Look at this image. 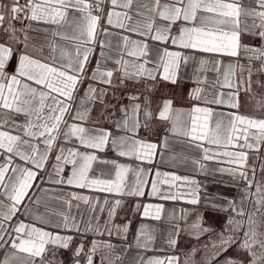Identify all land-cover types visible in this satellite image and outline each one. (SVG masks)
Masks as SVG:
<instances>
[{"label":"snow or ice","instance_id":"6c2138e0","mask_svg":"<svg viewBox=\"0 0 264 264\" xmlns=\"http://www.w3.org/2000/svg\"><path fill=\"white\" fill-rule=\"evenodd\" d=\"M110 28L134 33L142 39L122 35V43L117 46L119 55L110 56L105 52L112 47L107 39L113 35ZM37 31L74 41L73 51L51 43L53 55L49 63L42 48L33 43L31 33ZM246 38L259 40V46L245 43ZM97 44L101 59L89 77L87 65ZM125 55L130 59H125ZM224 56L232 58L226 66L220 59ZM108 60L116 67H107ZM193 61V82L197 87L189 93V99L237 111L218 113L199 104L185 111L173 108V101L165 99L157 107L155 118L170 123L171 133L187 137L202 150L204 160L228 158L221 162L234 167L218 171L244 181L241 204L259 195L255 211L247 212L237 207L235 201H229L226 209L209 201L206 207L233 213L223 231L205 226L204 214L198 208L182 210L179 219L184 221V227L174 225L167 244L174 249L181 233L196 240L199 246L185 254L183 264H244L224 255L234 246L247 254V264H264V220L257 219V213L264 217V185L255 181V167L251 169V178L246 170L249 152L259 153L264 146V118L241 115L238 111L241 93L256 96L253 75L264 76V0H0V249L14 250L5 251L0 264H65L61 259L65 251L71 254L70 264H94L98 250H115L116 246L93 240L85 252L83 238L89 232H107L111 236L115 231L127 238L131 222L112 223L123 207L122 199H101L75 191L65 193L64 187L114 197L148 195L159 200L182 199L193 206L201 203L199 182L195 179L157 170L155 178L149 181L146 177L150 170L133 168L119 159L101 155L110 149L116 157L152 162L158 146L138 138L141 128L146 132L152 130V93L161 81L177 84L181 70ZM208 65L223 77L216 81L220 88L229 89L214 93L211 100L202 95L205 90L199 86L207 82L201 73ZM114 73H119L115 77L118 82H114ZM86 79L106 87L89 83L77 103V94ZM129 82L136 91L126 95L127 105L117 107L105 102L109 88L116 99V90L127 89ZM255 88L264 90V80L258 79ZM96 103L101 108L94 120L91 112ZM256 105L264 111V91ZM141 111L143 122L139 119ZM182 116L187 117L183 126ZM106 122L112 123L114 130L99 127ZM164 145L167 146V137ZM220 148L234 150L219 151ZM50 154H54L55 162L48 171ZM193 163L205 168L197 160ZM260 171L264 172V163ZM130 172L134 174L131 182ZM177 182L181 188L187 186V191L172 192ZM44 183L60 188H42ZM163 185H168L169 190H163ZM146 187H150L147 193ZM37 191L52 196L45 200L35 195ZM51 200L58 201L60 208H50ZM74 201L90 205L88 219L82 220L72 213V209L80 207ZM100 204L107 205L104 224L99 216L92 215ZM41 205L45 208L43 213L38 211ZM141 210L144 218L159 220L164 206L137 203L134 211ZM99 211L104 212L105 208L100 207ZM192 215L195 219L189 223ZM77 235L81 241L73 247ZM153 240L148 226L141 224L136 246L149 251ZM201 252L205 255L197 261L195 257ZM17 253H25L27 258ZM139 259L142 264H181L180 257L175 255Z\"/></svg>","mask_w":264,"mask_h":264},{"label":"crops","instance_id":"0c3cea01","mask_svg":"<svg viewBox=\"0 0 264 264\" xmlns=\"http://www.w3.org/2000/svg\"><path fill=\"white\" fill-rule=\"evenodd\" d=\"M103 24V21H102ZM19 26V25H17ZM105 28H107V24H103ZM38 28L49 27L46 25H36ZM68 33L71 34V30L67 29ZM110 32L113 35L107 37V39L111 42L112 47L106 48L105 52L113 57L119 55L117 51V46L120 45L122 42L120 37L122 35H128L131 39L137 40L142 39L138 37L136 34L131 32H124L120 29L110 28ZM34 37L33 43L37 48H42V55L48 58V62L51 63V56L53 55L49 45L51 43H55L58 45L63 46L69 52H72L75 46V42L71 40H64L60 37H53L51 33H45L43 31H37L31 33ZM103 36H98V39H104ZM148 43H152L148 41ZM245 43H249L252 46H259L260 41L246 38ZM100 47L97 44L94 48V51L91 55V62L87 65V75L90 77L92 71L96 68L97 60L101 59L100 57ZM56 55L59 56V50H57ZM201 55H209V54H201ZM125 59H130L125 55ZM226 66L227 63L232 59L230 57L224 56L220 57ZM107 67L113 68L116 65L113 63L112 60L106 61ZM150 66V65H149ZM207 70L201 73L202 78H206L207 82L199 85L205 91L202 95H204L208 100L213 98V94L223 91L228 92L229 89L223 88L221 89L219 84L216 81L223 80V77L220 76L217 72L211 70V65L206 66ZM196 68L195 62H190L186 68L181 70V79L178 81L177 84H172L170 82L161 81L155 90L152 93V105L151 110L154 113L151 119V128L150 132H146L143 128H141L140 132L138 133V138H143L148 142L155 143L158 147L156 149V155L151 163H141L139 160L126 158V157H116L115 153H113L110 149L106 151V153H101V155H106L108 158L119 159L121 163L131 165L133 168L136 167H143L149 171V175L146 177L149 181L155 178V172L159 170L162 173H169L178 175L181 177H189L191 179H195L199 182V179L202 178V183L199 182V197L201 203L199 205L193 206L186 203L182 199L177 200H159L158 198L151 197L145 195L144 197H114L112 195L100 192H92L88 190H81V189H74L69 187H64L63 191L65 193L75 191L82 195H87L90 197H99L101 199L107 198L109 200L119 198L123 201V207L118 210L117 216L112 221L113 224L116 225H124L130 223L129 231L127 233V238L124 239L122 236H118L115 234V231L111 236L105 232L103 235H98L95 232H89L84 238V249L85 252L89 250L91 247L92 241H98L100 243L109 242L116 246L115 250L101 248L98 250L96 256L94 257V264H101V259L104 258V264H142L140 261V257H143L145 260L148 257H160L164 258L170 255H175L180 257L181 264H183L185 259V254L190 252L192 247L199 245L197 244L196 240L187 236L184 233L178 238V245L173 249L169 248L167 244V239L169 236L170 231H172L174 225L177 223L180 224L181 227H184V221L180 220L179 218L183 215L182 210L188 209L191 210L193 208H198L201 212H203L206 225H211L217 231H223V225L226 222L228 216L233 215L230 210L228 211H220L218 209H211L206 207L209 201L219 205L221 208H228L229 201H235L237 207H241V189L245 186L244 181L238 180L230 176L227 172H220L218 169L220 168H228L234 167V165H228L227 163L221 162L222 160L226 161L228 158H217L212 160H204L203 152L201 149L197 148L196 145L190 140L183 136L173 134L168 129L171 127L170 123L167 122H160L155 118V112L157 107L162 103L165 99H171L173 101V108L182 109V110H189L193 106V104H199L200 106H207L211 107L215 112L218 113H228V112H236V109H231L226 106L215 105V104H205L202 101H192L189 99V93L192 91L193 88L197 87V85L193 82V72ZM9 71H12L10 68ZM119 73H114V82H118L115 80V77H118ZM253 91L256 92L255 97L246 96L244 93H241V107L238 110L241 115L246 116H254L256 118H264V111H261L257 105L256 100L261 98V93L264 90H257L255 88V82L259 80H264V76L254 74L253 77ZM89 83H93L94 86L98 88L106 87L105 85L95 84V82L91 81L90 79H86L84 84L80 87L79 93L77 94V103H79V99L84 96V91ZM130 84V82H129ZM112 89H108V95L104 97L106 103L116 104L119 107L121 104L127 105L129 101L126 98L128 93L135 92L136 89L130 86L127 89H117L116 90V99H113L112 96ZM101 105L96 103L92 109L91 116L95 120L99 116V110ZM117 117L120 115L119 112L116 113ZM139 119L143 122V112L141 111ZM187 120L186 116L181 117V126ZM90 126V125H88ZM99 127H103L109 130H114V125L110 122H106L100 124ZM123 134V133H121ZM165 137H167V146L164 145ZM208 147V145H205ZM219 151H233L234 149H218ZM257 156L260 158L257 159ZM197 160L200 164H203L205 168L202 170L200 169L199 165L194 164L193 161ZM19 162V161H18ZM54 154H50V163L46 165L48 171H51V163H54ZM264 163V146L261 147L259 153L255 151L249 152V158L247 161L249 178L252 177L251 169L253 167L256 168V175L260 171V165ZM41 175H45V173H41ZM129 181H133L134 174L129 173L128 175ZM180 182H177L175 187L171 188L172 192L178 191H187V186L181 188L179 186ZM42 188H52L58 190L60 186L54 184L44 183L41 184ZM163 190H169L168 185H163ZM146 193L150 191V187H146ZM36 196H43L45 200H48L52 193H42V192H35ZM79 203V209H72V213L74 215H79L82 217V220H86L89 218V207L90 205L84 204L83 202H76ZM137 203L146 204V203H153V204H163L164 210L161 213V218L159 220L151 219V218H144L142 216V210L140 212L134 211L135 205ZM31 207H35V205H30ZM50 208L59 209L60 204L58 201L51 200L49 204ZM104 207L105 211L100 212L99 208ZM97 211L92 213V215L99 216V221L101 224L107 220V205H97ZM62 210V209H61ZM38 211L43 213L45 208L41 205L38 208ZM21 219H25V222H29L26 217H20ZM195 219V216L192 215L189 217L188 222L191 223ZM239 219V218H238ZM15 223V219L13 220ZM141 224L148 226V231L154 237V240L150 244L151 250L145 251L142 248H138L136 246V236ZM38 227H42V225L37 224ZM81 228L84 227L83 222L81 221L80 224ZM111 227V224L108 225ZM206 239V237L204 238ZM81 241L80 236L75 237V241L73 247ZM143 242V241H142ZM5 251H14L9 249H0V260L4 258ZM19 257L27 258V254L25 253H17ZM70 253L65 251L61 259L65 261V264H70ZM205 253H199L195 259L200 261L201 257H203ZM224 255L228 257H232L239 261H243L244 264H247V254L243 251L237 249L235 246ZM119 257V259H116ZM223 257H221L222 259ZM19 264V262H17ZM83 264V261L81 262Z\"/></svg>","mask_w":264,"mask_h":264},{"label":"rangeland","instance_id":"374dc122","mask_svg":"<svg viewBox=\"0 0 264 264\" xmlns=\"http://www.w3.org/2000/svg\"><path fill=\"white\" fill-rule=\"evenodd\" d=\"M255 181L260 182L262 185H264V172L259 171L257 175L255 176ZM252 193H255V184L253 188L251 189ZM259 194L251 196L249 199L244 200L243 204L240 205L245 209V211H255L257 205L255 204V200L258 198ZM261 211L264 212V206H261ZM257 219L258 220H264V217L260 215V213H257Z\"/></svg>","mask_w":264,"mask_h":264},{"label":"built area","instance_id":"2783aa9c","mask_svg":"<svg viewBox=\"0 0 264 264\" xmlns=\"http://www.w3.org/2000/svg\"><path fill=\"white\" fill-rule=\"evenodd\" d=\"M24 0H21V3H23ZM199 182L202 183V178L199 179Z\"/></svg>","mask_w":264,"mask_h":264}]
</instances>
